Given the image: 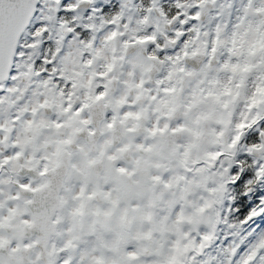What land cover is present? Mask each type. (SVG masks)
Instances as JSON below:
<instances>
[{
  "label": "snow or ice",
  "instance_id": "snow-or-ice-1",
  "mask_svg": "<svg viewBox=\"0 0 264 264\" xmlns=\"http://www.w3.org/2000/svg\"><path fill=\"white\" fill-rule=\"evenodd\" d=\"M0 264H264V0H0Z\"/></svg>",
  "mask_w": 264,
  "mask_h": 264
}]
</instances>
